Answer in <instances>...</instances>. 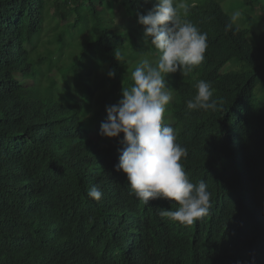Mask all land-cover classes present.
<instances>
[{"label": "trees", "instance_id": "obj_1", "mask_svg": "<svg viewBox=\"0 0 264 264\" xmlns=\"http://www.w3.org/2000/svg\"><path fill=\"white\" fill-rule=\"evenodd\" d=\"M221 1L176 0L208 34L201 65L165 78L164 123L187 149L189 180L211 193L209 214L182 225L158 215L175 201L131 194L114 169L121 136L91 135L140 61L157 58L144 26L116 15L137 21L156 0H0V264H264V18L257 32L229 29ZM226 1L264 14V0ZM200 80L217 110L186 108Z\"/></svg>", "mask_w": 264, "mask_h": 264}, {"label": "clouds", "instance_id": "obj_2", "mask_svg": "<svg viewBox=\"0 0 264 264\" xmlns=\"http://www.w3.org/2000/svg\"><path fill=\"white\" fill-rule=\"evenodd\" d=\"M178 9H183L184 15ZM187 12V6L176 0H156L146 15L138 14L137 22L144 26L146 42L155 48L157 58L154 62L143 59L135 67L131 84L122 87V98L106 108L107 118L99 130L103 138H118L123 133L120 142L124 147L114 169L126 174L131 194L145 204L156 199L175 201V210L159 208L158 215L182 225L207 216L211 207L206 183L191 182L181 163L188 152L177 142V130L164 123L166 106L172 100L166 76L177 72L188 76L204 61L208 47L207 32L187 19ZM239 17V11L233 12L226 27L231 29ZM196 89L186 108L217 110L210 82L200 80ZM88 196L100 200L99 186L93 185Z\"/></svg>", "mask_w": 264, "mask_h": 264}, {"label": "rangeland", "instance_id": "obj_3", "mask_svg": "<svg viewBox=\"0 0 264 264\" xmlns=\"http://www.w3.org/2000/svg\"><path fill=\"white\" fill-rule=\"evenodd\" d=\"M199 1V0H197ZM220 5L222 7V9L227 12L230 16L233 12L239 11L240 13V17L238 19V21L235 23L239 28L242 29H247L248 31H255V21H258V24L262 25L263 23V18H264V14L263 12H261L258 9H250L249 11L243 10V9H239L237 4H230L228 1L223 0L220 2ZM59 21V25L60 28L62 29L63 26H65L66 24H69L73 21V15L67 16L64 19H60ZM116 23L124 28L127 29H136V28H140L141 24H139L137 21L132 20V18H127L125 15H122V13H117L116 15ZM257 32V30L255 31ZM48 39H50V37L45 36L43 37L41 44H39L38 46V50L40 52V54H43L45 51V45L46 42L48 41ZM48 47L52 50H54L55 47H53L52 45ZM65 54L62 55V57H64ZM65 58H62V61H64ZM49 77H52L54 80H56V84H57V88L61 89L62 88V81H61V77L60 75L55 71L52 70L49 73ZM92 137L94 139H98L100 141H102V143L104 145H111L115 142L116 138H103L99 135L98 130L95 128L93 130V132L91 133ZM121 138L123 139V133L120 134Z\"/></svg>", "mask_w": 264, "mask_h": 264}]
</instances>
